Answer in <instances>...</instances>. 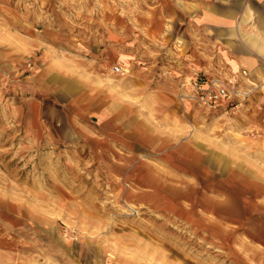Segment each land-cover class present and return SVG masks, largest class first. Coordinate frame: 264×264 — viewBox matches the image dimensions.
Wrapping results in <instances>:
<instances>
[{"label": "rangeland", "instance_id": "374dc122", "mask_svg": "<svg viewBox=\"0 0 264 264\" xmlns=\"http://www.w3.org/2000/svg\"><path fill=\"white\" fill-rule=\"evenodd\" d=\"M204 4L242 10L199 48L254 61L217 111L158 67ZM128 42L159 68L145 102L118 83ZM262 48L264 0H0V264H264Z\"/></svg>", "mask_w": 264, "mask_h": 264}, {"label": "crops", "instance_id": "0c3cea01", "mask_svg": "<svg viewBox=\"0 0 264 264\" xmlns=\"http://www.w3.org/2000/svg\"><path fill=\"white\" fill-rule=\"evenodd\" d=\"M209 3V2H208ZM209 4H204L201 12H192L191 14L188 10L182 11L184 14H189L187 19L183 21L181 24L183 26V30L187 33V39L184 40L185 52L182 55H178L173 59V63L169 62L166 64H162L163 66H158L165 68L166 70H160V72L169 73V77L180 78V81L177 83V89L179 87V92L188 91L190 89L189 86L182 88L181 83L185 79L195 80L196 78H200L205 85H208L212 78L215 76H233L236 72H246V66H253L254 61L244 54L231 52L229 49H222L221 52H217L215 48H212L208 45L206 48L203 46L202 50L199 48L196 39L194 38V34H196L200 29L204 31V29H225L227 32L237 29V19L239 13H241L242 7H219V12L215 13L211 11L208 7ZM197 14L196 16H192V14ZM214 49V51H213ZM123 53L128 55L129 57H133L132 63L130 64L133 72L131 77L119 79V84L129 89V93L133 94V98L144 99L146 100V92L148 91V87H151V76L158 71V67H153L155 61H152L150 58H145L139 51V48L136 47V44H132L128 42L127 45L123 46ZM238 51V50H236ZM133 64V65H132ZM244 65V66H243ZM124 66V65H123ZM130 69V68H129ZM243 69V70H242ZM155 71V72H153ZM159 72V73H160ZM203 76V77H202ZM210 76V77H208ZM239 76H242L240 74ZM235 77V76H234ZM172 82L170 81L171 87ZM143 96V98H142ZM112 101L110 98L101 99V102L107 103ZM186 101V103H185ZM183 103L186 106L191 105V100L186 99ZM57 103L56 101H54ZM122 102V103H120ZM128 102L121 98H115L113 101V106H120L118 113L114 114L118 116V125L123 127V130L127 132H131L134 127V123H131L130 117L132 115L131 106H125L124 104ZM57 104H61L60 102ZM112 106V109L114 107ZM65 108V107H64ZM140 108V107H139ZM108 107L105 108L103 113H100L99 119L102 120L105 118V114L107 116ZM113 120L115 121V118ZM76 118V116H75ZM78 119V118H77ZM137 129L134 128L133 133H137ZM121 133V132H120ZM126 134V133H125Z\"/></svg>", "mask_w": 264, "mask_h": 264}, {"label": "built area", "instance_id": "2783aa9c", "mask_svg": "<svg viewBox=\"0 0 264 264\" xmlns=\"http://www.w3.org/2000/svg\"><path fill=\"white\" fill-rule=\"evenodd\" d=\"M128 71L127 68L122 66L114 67V72L122 76L127 75ZM244 74L247 75V72ZM187 86L190 89L180 93L182 102L190 99L201 107L213 111H217L225 103H232L235 100H239L245 94L238 85L237 78L231 75L213 77L208 85H205L200 78H196L195 80L185 79L181 83V87L185 88ZM232 106L236 107L238 105L235 103ZM262 108L263 106L260 105L259 109Z\"/></svg>", "mask_w": 264, "mask_h": 264}, {"label": "bare ground", "instance_id": "6f19581e", "mask_svg": "<svg viewBox=\"0 0 264 264\" xmlns=\"http://www.w3.org/2000/svg\"><path fill=\"white\" fill-rule=\"evenodd\" d=\"M249 12H250V8H249ZM262 52H264V48L260 49Z\"/></svg>", "mask_w": 264, "mask_h": 264}]
</instances>
